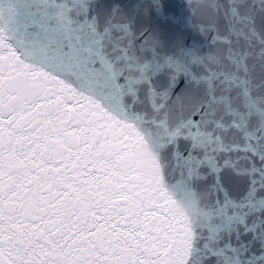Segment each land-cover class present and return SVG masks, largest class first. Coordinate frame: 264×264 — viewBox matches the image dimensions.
<instances>
[{
  "label": "snow or ice",
  "instance_id": "6c2138e0",
  "mask_svg": "<svg viewBox=\"0 0 264 264\" xmlns=\"http://www.w3.org/2000/svg\"><path fill=\"white\" fill-rule=\"evenodd\" d=\"M174 3L0 0V264H264V0Z\"/></svg>",
  "mask_w": 264,
  "mask_h": 264
},
{
  "label": "clouds",
  "instance_id": "9594fccd",
  "mask_svg": "<svg viewBox=\"0 0 264 264\" xmlns=\"http://www.w3.org/2000/svg\"><path fill=\"white\" fill-rule=\"evenodd\" d=\"M136 83L142 82L141 78H135ZM211 199L210 192L194 191L184 203V210L191 217L193 223H214L215 216L208 206V201ZM223 234H227L226 230H220Z\"/></svg>",
  "mask_w": 264,
  "mask_h": 264
},
{
  "label": "water",
  "instance_id": "95a60500",
  "mask_svg": "<svg viewBox=\"0 0 264 264\" xmlns=\"http://www.w3.org/2000/svg\"><path fill=\"white\" fill-rule=\"evenodd\" d=\"M183 3L182 0H175L174 7L170 10L173 14L177 15L180 18V23L171 26V31L180 32L182 31V24L184 17H186V11H182Z\"/></svg>",
  "mask_w": 264,
  "mask_h": 264
}]
</instances>
